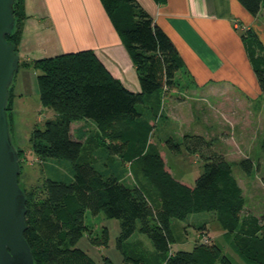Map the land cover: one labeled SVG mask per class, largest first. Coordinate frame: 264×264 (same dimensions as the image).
I'll return each instance as SVG.
<instances>
[{"label":"trees","instance_id":"16d2710c","mask_svg":"<svg viewBox=\"0 0 264 264\" xmlns=\"http://www.w3.org/2000/svg\"><path fill=\"white\" fill-rule=\"evenodd\" d=\"M100 1L133 61L138 91L126 87L90 48L19 63L34 64L39 69L40 99L57 112L31 135L35 154L69 159L74 165L68 182L47 178L38 189L22 187L27 198L24 236L36 263L95 264L77 246L89 229L85 223L89 210L119 219L118 239L123 252L122 241L137 227L151 239L152 254L157 259L151 262V256L132 250V255H125L128 264H236L207 234L195 240L191 250H171L175 242L173 220L203 211L216 213L234 249L247 264H264V214L245 208L243 189L224 153L212 151L213 143L204 135L185 134L187 149L204 158L202 173L189 184L166 168L161 152L151 142L154 124L143 106L148 97L160 98L179 87L176 74L184 61L175 45L138 0ZM238 1L253 16L264 8V0ZM13 7L15 27L7 39L19 53L27 15L23 5L18 8L17 0ZM242 39L264 95V44L251 28L243 32ZM148 107L157 113L160 99ZM78 119L94 124L104 143L100 149L128 164L135 181L125 182L109 167H98L82 154L86 141L71 128ZM166 144L179 150L181 143L169 138ZM16 149L20 161L22 149ZM81 156L83 160H79ZM240 165L247 173L253 170L251 158H242ZM106 238L105 230L92 241L105 243Z\"/></svg>","mask_w":264,"mask_h":264},{"label":"rangeland","instance_id":"374dc122","mask_svg":"<svg viewBox=\"0 0 264 264\" xmlns=\"http://www.w3.org/2000/svg\"><path fill=\"white\" fill-rule=\"evenodd\" d=\"M17 1L18 8L23 5L27 15L21 34V38L25 37L27 41L25 45L35 51L45 47L53 48L54 43L51 45L50 40L54 41L55 35L51 36L52 31L46 28L47 17L41 16L44 14L39 15L38 11L40 9L44 12V7L39 8L35 5L37 1L34 0L35 4H32V0H29L26 10V0ZM40 3L44 6V1L40 0ZM30 6L35 9L38 17H34ZM26 19L28 21L25 24ZM256 19L263 28L260 34L264 36V8ZM250 28L256 32L253 27L243 22L235 29L243 45L242 34ZM256 34L258 35L257 32ZM258 37L260 38L259 35ZM18 49L20 54V48ZM22 60L27 59L20 56V61ZM206 71L198 70L196 66L192 67L184 61L183 67L176 74L180 85L171 90L173 95L165 93L160 98L158 95L148 97L143 108L154 124L151 142L161 152L166 168L176 178L193 184L204 169V158L197 151L187 149L184 135H204L212 141V151L223 152L230 160L233 173L243 189L245 208L254 214H264V95L251 85L242 86L236 80L239 77L228 75L224 69L207 79L204 76ZM38 74L39 69L34 64H19L11 83L8 104L10 137L15 147L22 149L19 183L26 190L38 189L47 178L68 182L72 179L74 170L73 162L69 159L41 158L34 152L31 135L38 128L44 127L47 119L57 116V112L45 106L40 99ZM130 81L139 83L135 78ZM157 99H160V107L155 115L148 105H153ZM71 128L86 141L82 154L93 159L98 167H109L125 182L135 181L128 164H124L117 157H110L104 149H100L104 143L92 122L78 119L71 123ZM169 138L181 143L179 150L170 149L166 144ZM203 150L206 152L208 149ZM242 158H251L252 172L247 173L242 169ZM79 160H83L82 156ZM85 223L89 229L83 232L77 246L85 250L95 264H128L125 255H132V250L151 256V262L157 259L152 254L154 245L151 239L138 227L131 236L122 241L123 252L118 239L119 219L107 217L102 211L93 214L88 210ZM172 228L175 242L171 244V250H191L195 240L202 239L207 234L236 264H247L234 249L232 238L225 234L214 211L191 213L185 219H174ZM105 230V243L92 241V237L102 236Z\"/></svg>","mask_w":264,"mask_h":264},{"label":"crops","instance_id":"0c3cea01","mask_svg":"<svg viewBox=\"0 0 264 264\" xmlns=\"http://www.w3.org/2000/svg\"><path fill=\"white\" fill-rule=\"evenodd\" d=\"M41 1L44 6L40 0H32V4L44 7V12L38 9L39 15L47 17L46 28L52 31L51 36L55 35L54 41L50 40L54 47L38 51L29 49L22 36L19 44L22 58L38 59L90 48L126 87L139 90V83L130 81L133 78L139 81L133 61L100 0ZM138 1L170 37L183 61L198 70H207L206 79L224 69L228 75L239 77L235 78L242 86L251 85L261 92L247 51L235 29L240 22L250 25L264 44L260 34L263 28L257 23V16L251 15L238 0ZM29 2H25L26 10ZM30 8L33 16L38 17L35 9Z\"/></svg>","mask_w":264,"mask_h":264},{"label":"water","instance_id":"95a60500","mask_svg":"<svg viewBox=\"0 0 264 264\" xmlns=\"http://www.w3.org/2000/svg\"><path fill=\"white\" fill-rule=\"evenodd\" d=\"M15 0H0V264H37L24 236L26 193L19 183V155L13 144L7 114L10 86L20 54L7 37L15 27Z\"/></svg>","mask_w":264,"mask_h":264}]
</instances>
